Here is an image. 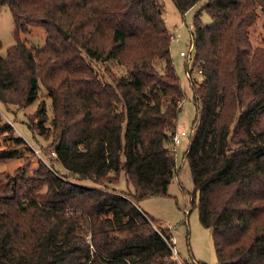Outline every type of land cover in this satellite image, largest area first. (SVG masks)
Returning <instances> with one entry per match:
<instances>
[{"label": "trees", "instance_id": "16d2710c", "mask_svg": "<svg viewBox=\"0 0 264 264\" xmlns=\"http://www.w3.org/2000/svg\"><path fill=\"white\" fill-rule=\"evenodd\" d=\"M182 14L200 0H174ZM15 42L0 57V104L45 102L32 133L52 138L57 160L76 180L40 164L0 172V264H181L165 229L139 201L169 196L176 158L169 149L186 94L171 54L172 35L157 0H0ZM191 30L196 116L188 162L201 224L211 230L217 264H264V38L249 29L264 0H209ZM42 27L30 48L21 34ZM62 28L68 38L59 30ZM86 58L126 71L111 82ZM9 135L13 127L6 125ZM25 146L21 137L7 138ZM19 148L0 149V162ZM125 175L133 193L110 184ZM88 181L90 184L82 183ZM195 264H208L198 261Z\"/></svg>", "mask_w": 264, "mask_h": 264}, {"label": "rangeland", "instance_id": "374dc122", "mask_svg": "<svg viewBox=\"0 0 264 264\" xmlns=\"http://www.w3.org/2000/svg\"><path fill=\"white\" fill-rule=\"evenodd\" d=\"M160 5L163 18L171 35L178 37V40L171 41V54L176 71L181 79L182 88L186 97L182 103L181 111L177 120V131L189 132L193 126L196 116V105L193 100L192 82L194 78L201 80L197 64L193 65V60L189 56H181V52L188 53L191 44V30L194 26V17L201 11L200 19L203 26H211L213 20L204 9L209 0H200L187 13L182 14L174 0H157ZM250 40L254 48L263 46L264 38V10L258 9L257 19L249 29ZM21 39L30 48H40L46 41V32L42 27H31L29 33L21 34ZM15 42V22L13 15L7 6H0V57H6L8 49ZM91 66L107 82H111L110 73L116 76H126L127 71L116 62H102L99 60L86 58ZM187 69L191 78L187 77ZM45 102L47 106L48 120L46 126L51 125L53 110L52 100L43 86L39 91L38 99L29 106H11L6 108L0 104V131L7 124L13 127V132L9 135L0 132V149L9 146L19 148L22 155L18 159H11L0 162V172L14 174L18 167L28 172L32 176L39 168L40 164L52 167L59 176H66L70 181L76 180L78 176L68 173L57 160L52 138L38 135L37 131L32 133L29 126L36 123L39 105ZM21 137L25 140V146H17L10 136ZM189 146L186 138L182 145L178 147L175 176L169 185V196H151L139 201L138 206L142 211L154 219L157 229H165L169 232L173 240V249L177 251L181 264H195L198 261L208 264H217L218 258L211 235V230L205 228L199 218L197 195L195 206L194 183L188 162L183 161L184 151ZM172 153V152H171ZM178 169V170H177ZM82 183L90 184L88 181ZM126 193H133L134 190L127 183L125 175H121L120 182L110 184Z\"/></svg>", "mask_w": 264, "mask_h": 264}, {"label": "built area", "instance_id": "2783aa9c", "mask_svg": "<svg viewBox=\"0 0 264 264\" xmlns=\"http://www.w3.org/2000/svg\"><path fill=\"white\" fill-rule=\"evenodd\" d=\"M172 38L178 40V37H176V36L174 37V36L172 35ZM191 39H192V41H191V44H190V48H189L188 53L182 51V52H181V56H186V55H187V56L190 57V60H193V57H194V41H193V38H192V34H191ZM187 71H188V73H187V77L190 78V79H192V78H191V74H190V72H189L188 69H187ZM188 135H189V132H187V131H184V130H183V131H180V132L177 131V132L172 136V138H171V142H170V144H169V149H170V151L174 154L176 160H177V156H176V155L178 154V147H179L180 145H182L183 141H184L186 138H188ZM176 168H178V166H177ZM175 170H176V169H175ZM177 170H178V169H177ZM172 250H173V253H174L175 258L179 259V256H178L177 251L174 250V249H172Z\"/></svg>", "mask_w": 264, "mask_h": 264}, {"label": "water", "instance_id": "95a60500", "mask_svg": "<svg viewBox=\"0 0 264 264\" xmlns=\"http://www.w3.org/2000/svg\"><path fill=\"white\" fill-rule=\"evenodd\" d=\"M59 30L61 31V33L64 35L65 38H68V34L62 28L59 27Z\"/></svg>", "mask_w": 264, "mask_h": 264}]
</instances>
